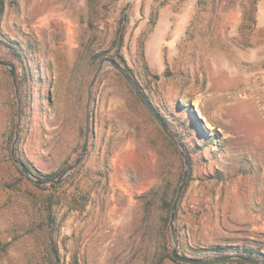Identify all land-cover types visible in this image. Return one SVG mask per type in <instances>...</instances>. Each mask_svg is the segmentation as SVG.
Returning <instances> with one entry per match:
<instances>
[{
  "label": "rangeland",
  "instance_id": "obj_1",
  "mask_svg": "<svg viewBox=\"0 0 264 264\" xmlns=\"http://www.w3.org/2000/svg\"><path fill=\"white\" fill-rule=\"evenodd\" d=\"M144 1L0 0V58L16 75L0 65V264H187L167 256L161 209L184 161L113 67L59 184L39 187L11 156L18 108L15 155L34 177L78 156L110 55L189 151L178 253L221 245L264 264V0Z\"/></svg>",
  "mask_w": 264,
  "mask_h": 264
},
{
  "label": "water",
  "instance_id": "obj_2",
  "mask_svg": "<svg viewBox=\"0 0 264 264\" xmlns=\"http://www.w3.org/2000/svg\"><path fill=\"white\" fill-rule=\"evenodd\" d=\"M0 65L4 66L8 69L13 83L14 85H16L15 81H16V75H15V67L14 65L4 59L0 58ZM106 66H110L113 67L116 71H118L120 73V75L124 78V80L127 82V84L133 89L135 95L138 97V99L140 100V102L142 103V105L146 108V110L152 115V117L157 121V123L160 125V127L162 128L163 132L171 139V141L175 144L179 154L181 155L183 161H184V170H183V174H182V178L181 181L178 185L176 194H175V198L173 200L172 206H171V212H170V220H169V225H170V231H171V255L174 259L183 262V263H188V264H214V263H221V262H238V261H244L246 263H250V264H261L252 260H246V259H240V258H220V259H196V258H192V257H188L185 255H181L180 253H178L177 251V239H176V233H175V216H176V207H177V203L180 199V196L182 194V191L184 189L187 177H188V173H189V158L187 156V154L185 153L183 147L181 146V144L176 140V138L170 133V131L166 128V126L163 124V122H161V120L157 117V115L154 113L151 105L149 104V101L147 100V98L145 97L143 91L141 90V88L139 87V85L137 84V82L133 79V77L129 74V72L127 71V69L121 65L119 62H117L115 59H110V58H103L102 60H100V62L98 63L96 70L92 76V79L90 80L89 83V87H88V95H87V105H86V113H85V128H84V141L82 144V148L80 150V153L78 154V156L70 163L68 164L65 169L56 177V178H36L34 177L29 171L28 169L25 167V165L19 161L16 158L15 155V142H16V138H17V132H18V124H19V108H18V122L16 125V130H15V137H14V142L12 145V149H11V156L13 158V160L16 162V164L18 165V167L24 172L25 176L36 183H53V184H59L64 177L71 172L83 159V156L85 155V152L87 150V146H88V136H89V126H88V120H89V101H90V90L91 87L93 86L98 74L101 72V70L106 67Z\"/></svg>",
  "mask_w": 264,
  "mask_h": 264
},
{
  "label": "trees",
  "instance_id": "obj_3",
  "mask_svg": "<svg viewBox=\"0 0 264 264\" xmlns=\"http://www.w3.org/2000/svg\"><path fill=\"white\" fill-rule=\"evenodd\" d=\"M2 3L0 2V15H1V13H2ZM14 48V47H13ZM12 48V49H13ZM15 49H13V52L15 53V54H17L18 55V53L17 52H15L14 51ZM19 56V55H18ZM102 57H105L104 56V54L102 55ZM108 58H110V59H115L117 62H119L121 65H123L122 64V62H120V61H118L113 55H110ZM125 67V66H124ZM126 68V67H125ZM127 69V68H126ZM127 71L129 72V70L127 69ZM130 74V73H129ZM131 75V74H130ZM134 79V78H133ZM135 80V79H134ZM136 81V80H135ZM137 82V81H136ZM138 84V83H137ZM139 85V84H138ZM140 87V86H139ZM141 88V87H140ZM142 90V89H141ZM143 91V90H142ZM143 93H144V91H143ZM144 95H145V93H144ZM145 97L147 98V96L145 95ZM153 110H154V108H153ZM155 111V110H154ZM156 112V111H155ZM157 113V115L159 116V118L161 119V121L163 122V124L166 126V128L171 132V134L177 139V141H179L180 142V144L182 145V147H183V149H184V151H185V153L186 154H188L189 155V151H188V149H187V147H186V145H184V143H183V141H182V137L180 136V135H178L177 134V132L176 131H174V130H172V128H171V126H170V122L168 121V120H166V119H164V117H162V116H160L159 114H158V112H156ZM19 159L21 160V161H23V163H25L24 162V160H22V158L21 157H19ZM25 165H26V167H27V169H29V171H31L30 170V168H29V166L25 163ZM59 175V173H54V174H45V175H42L41 177H39V178H56L57 176ZM47 185H50V186H55V185H53V183H46V184H43V185H38L39 187H45V186H47ZM174 193H176V191H174ZM161 209L162 210H166L167 211V215H166V217H165V219H164V226H165V228H166V231H167V235H166V239H165V241H164V248L167 250V256L171 259V260H173V261H175V262H180V261H178V260H176V259H174L173 257H172V255H171V251H170V247H171V243H170V225H169V220H170V212H171V203H170V201H168L166 198H161ZM226 249V247L225 246H221V245H216V246H214L211 250H213V251H215L217 254L213 257V258H209V259H220V258H240V259H246V260H252V261H255V262H257L256 261V258H254L253 257V255H252V253H247V254H237V255H235V257H232L231 255H228V254H222L223 253V251ZM193 258V257H192ZM196 259H200V258H196ZM204 260H207V259H204ZM263 262H264V260H263ZM238 263H241V264H245L246 262H244V261H238ZM188 264V263H187ZM215 264V263H214Z\"/></svg>",
  "mask_w": 264,
  "mask_h": 264
},
{
  "label": "crops",
  "instance_id": "obj_4",
  "mask_svg": "<svg viewBox=\"0 0 264 264\" xmlns=\"http://www.w3.org/2000/svg\"><path fill=\"white\" fill-rule=\"evenodd\" d=\"M134 1V0H133ZM144 1V0H143ZM147 1H153V0H145L144 2H147ZM135 2H137V0H135ZM137 4V3H136ZM135 4V5H136ZM166 5H168V4H166Z\"/></svg>",
  "mask_w": 264,
  "mask_h": 264
},
{
  "label": "bare ground",
  "instance_id": "obj_5",
  "mask_svg": "<svg viewBox=\"0 0 264 264\" xmlns=\"http://www.w3.org/2000/svg\"><path fill=\"white\" fill-rule=\"evenodd\" d=\"M251 93V92H250Z\"/></svg>",
  "mask_w": 264,
  "mask_h": 264
}]
</instances>
